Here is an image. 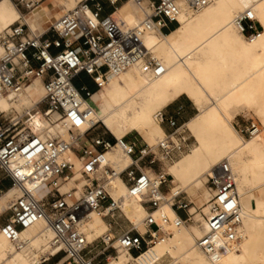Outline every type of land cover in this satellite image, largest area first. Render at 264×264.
<instances>
[{
	"label": "built area",
	"instance_id": "built-area-1",
	"mask_svg": "<svg viewBox=\"0 0 264 264\" xmlns=\"http://www.w3.org/2000/svg\"><path fill=\"white\" fill-rule=\"evenodd\" d=\"M46 1L13 0L21 15L0 32V98L18 94L33 79H40L44 97L36 108L43 109L50 123L56 117L57 122L67 125V136H38L31 127L21 124L18 113L6 115L0 111V183L10 181L0 194L8 189L16 191L0 213V233L15 248L22 249L26 243L21 233L45 220L53 234L49 247L59 250L50 253L46 260L41 259L40 264L52 259L56 260L53 264H104L112 258V251L119 249L138 255L165 238L163 225L194 223L181 193L171 203L177 217L170 218L159 211L163 195L170 191L168 165L194 144L181 130L178 118L162 111L155 118L168 131L153 146L127 136L116 139L105 129L92 134L100 126L90 123L95 107L91 96L106 85L110 75L135 64L152 77L165 73L167 69L159 59L141 50L143 36L148 32L165 33L177 26L181 4L199 11L214 0H131L141 17L124 33L118 32L111 20L112 12L123 0H83L47 23L41 32L33 31L26 15ZM233 25L249 41L257 39L262 31L250 8L239 12ZM79 74H84L93 87L74 85ZM86 124L89 128L82 131ZM261 131L264 126L254 120L238 126L244 138ZM115 149L129 159L120 170L107 158ZM66 153L72 157H64ZM218 174L208 175L206 185L211 195L203 214L205 231L196 239L197 247L210 258L235 247L242 221L229 164L223 163ZM116 178L126 186L125 197L137 199L146 209L145 233L141 234L132 224L127 230H120L118 220L123 215L125 197L116 194ZM29 186L40 188L44 194L36 198ZM92 214L102 217L108 229L88 241L83 226Z\"/></svg>",
	"mask_w": 264,
	"mask_h": 264
},
{
	"label": "bare ground",
	"instance_id": "bare-ground-1",
	"mask_svg": "<svg viewBox=\"0 0 264 264\" xmlns=\"http://www.w3.org/2000/svg\"><path fill=\"white\" fill-rule=\"evenodd\" d=\"M80 1L57 0L65 12ZM131 4L128 0L118 6L119 18L114 26H126L120 32H128L140 19L139 14L132 12ZM181 5L178 25L174 29L167 34L148 32L142 38V44L146 42V47L164 64L166 72L152 77L140 64H135L110 75L106 85L91 96L95 107L90 123H100L116 139L142 130L151 138L144 142L153 146L159 136L165 135L155 118L160 109L182 95L191 100L197 114L184 125L192 133L196 145L167 167L174 184L163 195L159 211L170 218L177 217L171 208L173 197L182 191L192 194L204 182L207 198L197 207H203L204 212L199 213L203 223L196 218L197 208L191 212L192 207H189L194 222L203 226L202 232L163 225L166 232L163 240L135 256L119 249V255L105 264H155L168 252L176 255V264H264V133L245 140L232 124L234 111L248 109L254 111L264 125V0H214L199 11ZM246 8L253 11L262 27L260 36L253 41L247 40L233 25L235 16ZM40 9L41 5L36 6L26 15V22L33 31H42L37 28L39 22L36 20L45 16L37 12ZM20 15L11 0H0V31L13 24L15 17ZM42 97V82L35 78L18 94L0 98V111L10 112L19 104L37 102ZM53 119L57 122L56 117ZM31 122V128L38 136L44 137L45 131L48 136L55 133L54 126L46 124L43 134H37L34 117ZM57 123L62 126L60 131L67 134L68 126ZM89 126L86 124L81 130L85 131ZM64 157L72 156L66 153ZM107 158L119 170L129 162L119 149L109 152ZM224 161L230 166L239 196L240 238L233 249L210 258L197 247L196 239L205 231L202 214L207 212L206 203L211 195L206 182L208 175L214 176L207 173ZM114 184L116 194L125 197V184L119 178ZM29 188L38 199L44 194L40 188ZM15 193L14 189H8L0 194V213L8 207ZM202 195L204 197L206 191ZM122 213L141 234L145 233L143 220L147 211L137 199L125 197ZM107 229L108 223L96 214H92L83 226L88 241ZM52 235L46 221L39 220L21 233L26 245L17 249L0 233V264H40L36 246L48 248L49 254L59 250L49 247Z\"/></svg>",
	"mask_w": 264,
	"mask_h": 264
},
{
	"label": "rangeland",
	"instance_id": "rangeland-1",
	"mask_svg": "<svg viewBox=\"0 0 264 264\" xmlns=\"http://www.w3.org/2000/svg\"><path fill=\"white\" fill-rule=\"evenodd\" d=\"M12 1V5H13V7H16L15 5H14V2H13V0H11ZM57 1V0H56ZM83 1V0H82ZM128 0H123V2H122V4L123 3H125V2H127ZM81 2V1H80ZM121 4V5H122ZM44 5H47L50 9H53V10H56V9H58L57 7H56V4H55V0H48V1H46L45 2V4ZM121 5L119 6V7H121ZM59 7L62 9V12H65L64 11V8L63 7H61L60 5H59ZM118 7V8H119ZM17 8V7H16ZM117 8V9H118ZM18 9V8H17ZM117 9L115 10V11H113L112 12V14H111V20L113 21V23L114 24H116L115 22H117V20H118V18H119V14L117 13ZM131 9H132V12H136L137 14H139V18L141 17V13H140V11L137 9V7H135L134 5H133V3L131 4ZM19 18V16H16L15 17V20L12 22V23H14L17 19ZM140 20V19H139ZM131 26H135V25H131ZM131 26H127V27H131ZM46 27V24L45 25H43L42 26V30L44 29ZM123 27H126V26H123V25H120V26H116L115 28H118V32H120V30L122 31V28ZM1 32V31H0ZM38 32H41V31H38ZM142 48H141V50H143L144 52H149L152 56H153V54L151 53V51H150V49L149 48H147L146 46H147V44H146V42H144L142 45ZM73 83H74V85H76L77 87H79V86H81V85H88L89 87H93L92 86V84H90L89 83V81H88V78L84 75V74H79L75 79H74V81H73ZM98 92H100V91H98ZM43 98V97H42ZM41 100L42 99H40V100H38L37 102H32V103H27V104H19V105H17V106H15L14 107V109H12V111H10V112H3L4 114H12V115H15V113H18L19 115H21V117H22V122H21V124L22 125H24V126H26L27 128L28 127H32L31 125H32V122H31V117H34L35 118V126H36V128H34V130H35V132L37 133V134H43V132H44V126L46 125V124H51L52 126H54V128H55V133L53 134V135H56V134H58V135H61L62 137H66L67 136V134L66 133H62L61 131H60V129L62 128V126L60 125V124H58L57 122H55V120L53 119V123H50L46 118H43V109H37L36 108V106L41 102ZM100 103L99 102H97V105H99ZM162 112H164V113H167V114H174L177 118H178V121H179V123H180V125H182L181 127H182V129L181 130H184L185 131V133L187 134V135H189L190 136V138H191V140L193 141V144H194V146L196 145V140H195V138L193 137V135H192V133L188 130V128L184 125L185 124V122L186 121H188L190 118H192L193 116H195L196 114H197V109H196V107H195V105L193 104V102L191 101V100H189L185 95H182V96H180L179 98H177L176 100H174L173 102H171V103H169L168 105H166V106H164V107H162L161 109H160ZM232 115H233V119H232V124H233V126H234V128L238 131V126H240V125H242V124H244V123H246L247 122V120H254V121H256V122H258V123H260V124H262V122H261V120H260V118L255 114V112L254 111H252V110H248V109H241V110H238V111H234L233 113H232ZM99 128L98 129H96L95 131H93L92 132V134H95V133H98V132H102V131H104V127L99 123ZM262 126H264V125H262ZM161 127H162V129H163V131H164V133L166 132V131H168V128L165 126V125H161ZM106 130V129H105ZM98 131V132H97ZM107 131V130H106ZM108 132V131H107ZM139 133L140 135H138L137 133ZM136 132H131V133H127L125 136H127V138L128 139H135V138H137V139H139V140H142L143 141V139L141 138V137H143V138H147V140H150L151 138L149 137V136H147L146 134H145V132L144 131H142V130H138V131H136ZM239 133V132H238ZM260 133H264V131H261ZM108 134H110L109 132H108ZM44 135H49V133L48 132H46L45 131V134ZM52 136V135H51ZM110 136H112L111 134H110ZM164 135H161V136H159L158 138H161V137H163ZM113 137V136H112ZM245 140H247V139H249V138H244ZM193 146V147H194ZM192 147V148H193ZM192 150V149H191ZM188 153V152H187ZM186 154V153H185ZM184 155V154H183ZM183 155H181L180 157H182ZM179 157V158H180ZM178 158V159H179ZM177 160V159H176ZM223 163H225V161L224 162H222L221 164H219L216 168H214V169H212L210 172H208L207 174H213L214 176H216V175H219L218 173H220V172H218L221 168H223ZM170 165V164H169ZM168 165V166H169ZM75 177H77V176H75ZM170 183H172V184H174V182H170ZM204 184V182H201L199 185L200 186H202ZM79 187L81 186V182H80V184L78 185ZM208 186V185H207ZM68 187H69V185L68 186H64L63 188H62V190H66V189H68ZM162 191H164V192H166L167 191V188L166 187H163L162 188ZM206 191V195L205 196H207V192H208V189H207V187L204 185L203 186V188L201 189V192H202V194H203V192H205ZM185 191H182L181 192V195H180V198L181 199H183V201L184 202H186V203H188V209H189V207H191V206H193V209H196L197 208V204L195 203V202H191V199H190V197L186 194V193H184ZM204 196V197H205ZM173 200V199H172ZM172 200H171V203H172ZM200 202V201H199ZM163 203V202H162ZM161 203V204H162ZM201 211H203L204 212V210H203V207L202 208H197V212H198V214L196 215V218L198 219V220H200V222L201 223H203V220H201V214H199V213H201ZM193 212H194V210H193ZM181 213H183L182 211H181ZM203 215V214H202ZM118 224H119V226H120V230H127L130 226H131V223L126 219V217L124 216V215H122L120 218H119V220H118ZM197 224H199V222L197 223V222H194V223H191L190 225H191V227L189 226H187V227H185L184 225H181V226H178V227H176V228H182V229H187V230H189V231H192L193 229H197V230H200V232H202V228H203V226L202 225H197ZM120 230H118L116 233H119L120 232ZM140 230H142V229H140ZM197 238V237H196ZM36 254H37V256H36V258L40 261V263H41V259L42 258H47V256L49 255V253H48V251H49V249L48 248H46V249H44V248H40L39 246H36ZM112 258H115V257H117L118 255H119V250L118 251H112ZM111 258V259H112ZM111 259L110 260H108L106 263H108L109 261H111ZM50 262H52V261H49V262H47V263H50ZM54 262H56V260L55 261H53L51 264H53ZM178 262V260L176 259V255H174L173 253H171V252H168L163 258H161L159 261H157L155 264H170V263H173V264H176ZM47 263H44V264H47ZM105 264V263H104ZM131 264V263H130Z\"/></svg>",
	"mask_w": 264,
	"mask_h": 264
},
{
	"label": "crops",
	"instance_id": "crops-1",
	"mask_svg": "<svg viewBox=\"0 0 264 264\" xmlns=\"http://www.w3.org/2000/svg\"><path fill=\"white\" fill-rule=\"evenodd\" d=\"M45 4V3H44ZM44 4H42L41 5V9L39 10V11H37V12H39V13H44V15L45 16H43V15H41V16H39V18L38 19H36L38 22H39V27H37L38 29H42V26L43 25H45V24H47V23H49V22H51V21H53L55 18H57V17H59L62 13H64V12H62V9L59 7V4H58V2L55 0V4H56V7L58 8V9H56V10H53V9H50L47 5H44ZM20 12V11H19ZM36 26V25H35ZM167 132V131H166ZM137 133V132H136ZM138 135H140L139 133H137ZM141 136V135H140ZM142 139H143V141H145V142H148L149 140H147V138H143V137H141ZM0 179H1V174H0ZM171 182H172V180H171ZM173 184L172 183H170V190H171V186H172ZM204 185V184H203ZM10 186V181L9 180H7V179H5V180H2L1 181V183H0V189H2V190H5V189H7L8 187ZM200 190V191H199ZM171 193V192H170ZM184 193H186L189 197H190V199H191V202H195L196 204H197V207H200V206H202L203 205V203L201 202L202 201V199H205L206 200V198H207V196H205V197H203V195H202V192H201V186L200 185H198L197 186V190L194 192V193H192V194H189V193H187V192H184ZM198 193V194H197ZM199 199V200H198ZM201 199V200H200ZM201 203H200V202ZM199 202V203H198ZM192 207V209H191V212H193V206H191ZM181 215L182 216H184V213H181ZM45 260H46V258H45ZM50 261H55L54 259H52V260H50ZM52 262H50V263H47V264H51Z\"/></svg>",
	"mask_w": 264,
	"mask_h": 264
},
{
	"label": "trees",
	"instance_id": "trees-1",
	"mask_svg": "<svg viewBox=\"0 0 264 264\" xmlns=\"http://www.w3.org/2000/svg\"><path fill=\"white\" fill-rule=\"evenodd\" d=\"M176 26H172V28L170 29V30H172V29H174ZM169 31H167V32H165L164 34H167Z\"/></svg>",
	"mask_w": 264,
	"mask_h": 264
}]
</instances>
